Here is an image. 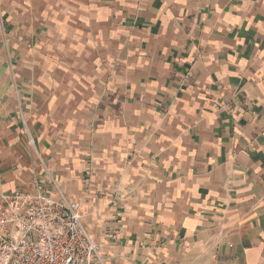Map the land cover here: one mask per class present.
I'll return each mask as SVG.
<instances>
[{
	"label": "crops",
	"instance_id": "crops-1",
	"mask_svg": "<svg viewBox=\"0 0 264 264\" xmlns=\"http://www.w3.org/2000/svg\"><path fill=\"white\" fill-rule=\"evenodd\" d=\"M38 154L107 264H264V0H0V188Z\"/></svg>",
	"mask_w": 264,
	"mask_h": 264
},
{
	"label": "built area",
	"instance_id": "built-area-1",
	"mask_svg": "<svg viewBox=\"0 0 264 264\" xmlns=\"http://www.w3.org/2000/svg\"><path fill=\"white\" fill-rule=\"evenodd\" d=\"M33 171L29 191L0 188V264H107L82 221L79 202L49 173Z\"/></svg>",
	"mask_w": 264,
	"mask_h": 264
}]
</instances>
